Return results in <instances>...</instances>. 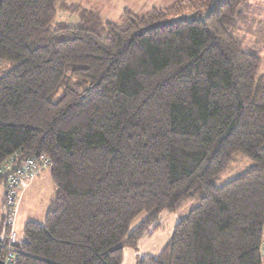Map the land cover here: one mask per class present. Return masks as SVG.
Returning a JSON list of instances; mask_svg holds the SVG:
<instances>
[{
    "label": "trees",
    "instance_id": "16d2710c",
    "mask_svg": "<svg viewBox=\"0 0 264 264\" xmlns=\"http://www.w3.org/2000/svg\"><path fill=\"white\" fill-rule=\"evenodd\" d=\"M65 1L0 0V260L13 232L15 264H121L160 210L195 199L137 264H263L264 75L233 35L247 0L55 26ZM235 155L252 166L216 187ZM41 156L53 197L17 241L7 180Z\"/></svg>",
    "mask_w": 264,
    "mask_h": 264
},
{
    "label": "rangeland",
    "instance_id": "374dc122",
    "mask_svg": "<svg viewBox=\"0 0 264 264\" xmlns=\"http://www.w3.org/2000/svg\"><path fill=\"white\" fill-rule=\"evenodd\" d=\"M190 0H66L64 5L56 9L57 23L64 22L76 25L86 13H93L103 22L120 23L123 12L138 17L145 16L152 9H170L188 6ZM74 8V10H69ZM233 35L247 51H254L261 59L257 76L264 75V0H247L240 6L238 24ZM25 165V164H24ZM252 166V163L241 155H235L231 165L214 181L221 187L234 177ZM38 174V175H37ZM35 179L20 196L14 215V231L17 241L22 240L25 224H43L48 211L54 189L49 177V168H42L34 175ZM33 177V178H34ZM30 178L29 180H31ZM1 188V186H0ZM195 199L180 202L173 210L162 209L154 220L145 225L143 234L133 248L123 249L121 264H137L140 259L156 257L170 241L175 225L183 220L188 213L198 206ZM2 206L0 205V211ZM147 217L141 213L131 223L129 231L135 229ZM264 264V259H263Z\"/></svg>",
    "mask_w": 264,
    "mask_h": 264
},
{
    "label": "built area",
    "instance_id": "2783aa9c",
    "mask_svg": "<svg viewBox=\"0 0 264 264\" xmlns=\"http://www.w3.org/2000/svg\"><path fill=\"white\" fill-rule=\"evenodd\" d=\"M21 168L17 169L16 173L9 176L7 180V188L4 196V205L14 217L16 206L19 202V191L23 190L30 178H33L35 173L42 168H48V160L41 156L38 161L27 160ZM3 173V169L0 170ZM15 234L11 232L9 237L8 253L1 261L3 264H15L16 251L14 249ZM262 254H264V241L262 244Z\"/></svg>",
    "mask_w": 264,
    "mask_h": 264
},
{
    "label": "crops",
    "instance_id": "0c3cea01",
    "mask_svg": "<svg viewBox=\"0 0 264 264\" xmlns=\"http://www.w3.org/2000/svg\"><path fill=\"white\" fill-rule=\"evenodd\" d=\"M40 171V170H39ZM38 171V173H39ZM38 175V174H37ZM35 177L32 178L31 180L28 181V183L26 184V186L24 187L23 190L20 191L19 193V198L20 196L25 192L26 188L29 187V185H31L32 181H34ZM1 188H0V205L2 206L3 205V192H4V187L3 185H0ZM54 189V188H53ZM2 213V208H1V211H0V214ZM14 226H15V223H13V226H12V230L14 231ZM15 232V231H14ZM263 256V259H264V254H262Z\"/></svg>",
    "mask_w": 264,
    "mask_h": 264
},
{
    "label": "water",
    "instance_id": "95a60500",
    "mask_svg": "<svg viewBox=\"0 0 264 264\" xmlns=\"http://www.w3.org/2000/svg\"><path fill=\"white\" fill-rule=\"evenodd\" d=\"M0 264H3V262L0 260Z\"/></svg>",
    "mask_w": 264,
    "mask_h": 264
}]
</instances>
